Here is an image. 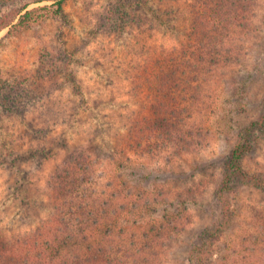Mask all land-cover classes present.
Listing matches in <instances>:
<instances>
[{"label":"rangeland","instance_id":"rangeland-1","mask_svg":"<svg viewBox=\"0 0 264 264\" xmlns=\"http://www.w3.org/2000/svg\"><path fill=\"white\" fill-rule=\"evenodd\" d=\"M229 7L246 12L249 30L235 58L181 100L179 128L192 131L181 147L153 136L173 107L158 113L165 87L150 79L190 45L192 0H0V237L37 230L53 212L52 189L74 195L80 179L111 204L88 222L92 240L140 245L149 264H199L202 231L224 217L217 191L238 141L232 126L254 129L243 165L264 173V0ZM32 11L39 21L18 29ZM190 188L199 202L187 201ZM185 197L189 210L178 213ZM227 198L230 225L209 263L264 264V192L237 181ZM165 209L178 215L156 241Z\"/></svg>","mask_w":264,"mask_h":264},{"label":"trees","instance_id":"trees-1","mask_svg":"<svg viewBox=\"0 0 264 264\" xmlns=\"http://www.w3.org/2000/svg\"><path fill=\"white\" fill-rule=\"evenodd\" d=\"M230 1L192 0L194 11L191 34L188 36L190 45L182 49L183 57L171 56L162 63L156 64V66L160 65L159 70L151 75L153 79H150V82L162 83L165 87L163 99L157 105L158 113L164 111L165 105H167V110L169 104L173 107V114L167 120L168 122L166 121L167 124L159 122L153 132V136L163 141L161 144L164 146L171 144H179L182 145L181 147L189 146L191 140L188 137L192 135V131H183L179 128L180 122L183 121L181 100L188 95V88H194L198 79H203V74H209L222 63H228L235 58V42L241 41L245 31L249 30L246 12L239 8L235 11L229 7ZM60 5L61 3L58 10L44 14L45 18L60 13ZM40 17L35 11L28 12L17 24V28L26 29L32 23L39 21ZM192 42L195 44L193 45ZM158 119L164 120L161 117ZM262 119L261 127H264V116ZM260 123H255L253 127ZM232 127L234 133L238 135V141L232 153L225 160L223 177L217 191V196L224 206V217L217 225H212L202 231L200 236L202 244L195 247L199 264L209 263L210 249L230 225L227 194L231 191L232 185L240 181L242 184L253 186L264 192V173L257 172L250 175L243 165L246 152L252 146L250 135L254 129ZM140 130L137 135L141 140L143 135ZM135 141L142 143L138 139ZM150 144L153 149L154 144ZM117 153L121 155L119 161L129 159L127 154L123 155L119 151ZM61 177L62 174L59 178ZM145 177L149 180L152 176L146 173ZM83 179L86 180L87 176ZM90 179H92L91 175ZM74 182L78 190L74 195L63 184L52 189L53 212L37 230L15 237H0V264H134L142 259L148 264L152 262L151 258L147 260L149 252L140 245L138 247L126 244L114 246L112 242H106L102 238L92 240L87 232L88 222L99 224L102 215L110 211L111 204L101 196L102 192L100 193L99 188H84L80 179ZM187 193V201H192V203L199 202L197 200L202 196V192L196 190L193 192L192 188ZM186 197L182 198V204L177 207L178 213L188 212ZM164 211L165 214L161 215L165 221L161 225V231L159 230L154 237L156 241L161 233L165 232L166 235L171 232L173 220L178 215L176 213L171 216L168 213L170 209ZM165 228L171 230L168 231ZM146 244L147 242L143 246Z\"/></svg>","mask_w":264,"mask_h":264}]
</instances>
